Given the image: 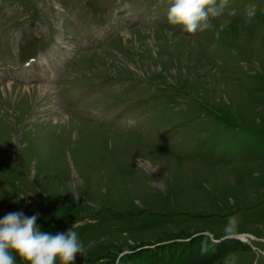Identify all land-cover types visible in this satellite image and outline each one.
<instances>
[{
    "label": "rangeland",
    "instance_id": "374dc122",
    "mask_svg": "<svg viewBox=\"0 0 264 264\" xmlns=\"http://www.w3.org/2000/svg\"><path fill=\"white\" fill-rule=\"evenodd\" d=\"M223 18L217 40L157 0H0V219L76 223L74 264H264V0H228ZM51 101L66 123L41 112Z\"/></svg>",
    "mask_w": 264,
    "mask_h": 264
},
{
    "label": "clouds",
    "instance_id": "9594fccd",
    "mask_svg": "<svg viewBox=\"0 0 264 264\" xmlns=\"http://www.w3.org/2000/svg\"><path fill=\"white\" fill-rule=\"evenodd\" d=\"M165 9L166 19L173 28L178 27L189 37L206 30H213L216 39L229 26L231 20L223 18L218 24L212 20L225 16L228 0H157ZM236 12L228 11L227 17ZM256 15L255 6H248L244 12V23L251 24ZM216 45L213 44L212 48ZM40 213L25 215L23 211L7 213L0 219V264H74L78 255H85L84 243L75 231L76 223L66 232H43L37 226ZM238 218L231 216L223 229V238L230 239L237 234ZM208 251V243L202 242L201 253ZM224 264H237L234 253L228 254Z\"/></svg>",
    "mask_w": 264,
    "mask_h": 264
},
{
    "label": "bare ground",
    "instance_id": "6f19581e",
    "mask_svg": "<svg viewBox=\"0 0 264 264\" xmlns=\"http://www.w3.org/2000/svg\"><path fill=\"white\" fill-rule=\"evenodd\" d=\"M49 57H50L49 54L48 55H41V59H40L39 63H42V64L48 63L50 61V60H48ZM45 72L51 73V75L49 77H47V76L45 77V79L47 81V84H45V86H41V91L45 92V93H42V95L45 96V97H48V95H49L48 93L49 92L46 93V91L52 89L53 91H51L50 93L54 96L55 99H57V92L54 91L55 88L48 87L50 85H53V83L56 81L55 80L56 69L55 70H52V71L49 69V70H46ZM19 82H22V83L26 84L29 81L27 80L26 77H24L23 80L22 81L19 80ZM9 86L11 87L12 84L9 83ZM25 88H26V92L27 93L31 92V88H29V87H25ZM11 91H12V87L9 89L8 95H9V92H11ZM45 99H47V98H45ZM53 104H54L53 101L47 102L45 104L46 105V108L44 110H42L41 112H45L47 114V116H55V115L60 114L61 119L63 118L62 121L66 123L68 121V119H69V116L68 117L65 116V115H67V113L65 112L66 111L65 110V107H66L65 104L64 105H59V106H56V105H53ZM57 118H58V116H57ZM61 119H59V120H61ZM234 238H237L238 240L242 241L243 243H247V244L249 242L248 240L249 239H252L251 236H248V235H245V234L237 235Z\"/></svg>",
    "mask_w": 264,
    "mask_h": 264
},
{
    "label": "trees",
    "instance_id": "16d2710c",
    "mask_svg": "<svg viewBox=\"0 0 264 264\" xmlns=\"http://www.w3.org/2000/svg\"><path fill=\"white\" fill-rule=\"evenodd\" d=\"M191 238H193V235L187 237L186 239H191ZM214 240H217V239H214ZM142 248H144V247L141 246V247H138V248L133 249L132 251L137 252V251L141 250ZM191 253H192V252H191ZM120 254H122V252H121ZM117 255H118V254H117ZM117 255H116V256H117ZM191 256H192V255H189V258H190ZM117 257H119V255H118ZM122 257H123V256H122ZM122 257L119 259V263L121 262ZM129 257L132 258V254L129 255ZM143 258H144V257H142V256H141V257H138V258H133V259H134L133 262H134V263H138V262H140ZM173 262H174L173 260L166 261L167 264H171V263H173ZM188 262H189L190 264H194V263H193V260H191V259H189Z\"/></svg>",
    "mask_w": 264,
    "mask_h": 264
}]
</instances>
